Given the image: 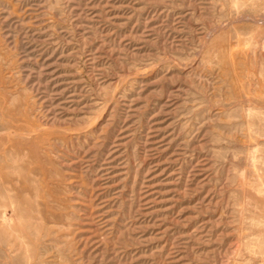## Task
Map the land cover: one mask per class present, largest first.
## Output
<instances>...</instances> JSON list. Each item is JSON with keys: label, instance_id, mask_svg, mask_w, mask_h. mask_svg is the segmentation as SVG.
Returning <instances> with one entry per match:
<instances>
[{"label": "rangeland", "instance_id": "rangeland-1", "mask_svg": "<svg viewBox=\"0 0 264 264\" xmlns=\"http://www.w3.org/2000/svg\"><path fill=\"white\" fill-rule=\"evenodd\" d=\"M0 264H264V0H0Z\"/></svg>", "mask_w": 264, "mask_h": 264}]
</instances>
